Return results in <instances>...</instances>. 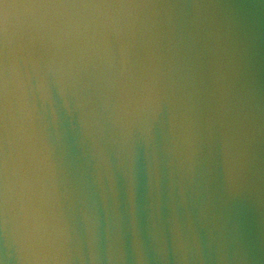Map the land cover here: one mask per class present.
Returning a JSON list of instances; mask_svg holds the SVG:
<instances>
[{
    "label": "water",
    "instance_id": "water-1",
    "mask_svg": "<svg viewBox=\"0 0 264 264\" xmlns=\"http://www.w3.org/2000/svg\"><path fill=\"white\" fill-rule=\"evenodd\" d=\"M82 2L8 9L0 264H264V0Z\"/></svg>",
    "mask_w": 264,
    "mask_h": 264
},
{
    "label": "snow or ice",
    "instance_id": "snow-or-ice-1",
    "mask_svg": "<svg viewBox=\"0 0 264 264\" xmlns=\"http://www.w3.org/2000/svg\"><path fill=\"white\" fill-rule=\"evenodd\" d=\"M92 7H144V5L132 4H107V3H88L82 0H0V200H4L6 194L7 181V158L6 141L7 125L5 122L7 106V49L9 43V31L11 20L8 9L17 10L15 21V31L20 33L21 38L25 35L27 26V13L29 11L43 9H64V8H92Z\"/></svg>",
    "mask_w": 264,
    "mask_h": 264
}]
</instances>
